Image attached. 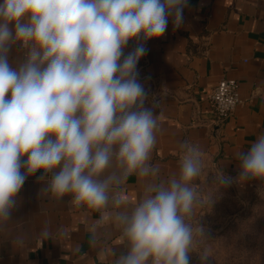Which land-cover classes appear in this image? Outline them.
Masks as SVG:
<instances>
[{"label":"clouds","instance_id":"obj_1","mask_svg":"<svg viewBox=\"0 0 264 264\" xmlns=\"http://www.w3.org/2000/svg\"><path fill=\"white\" fill-rule=\"evenodd\" d=\"M187 6L188 0L0 2V225L11 221L25 180L39 172L41 193L100 213L93 232L112 220L125 249L112 253L113 264H190L193 252L207 261L209 250L197 251L205 228L190 222L197 205L215 203L194 183L203 152L180 142L178 173L161 178L151 162L160 104L137 70L147 41L162 37L169 19L181 27ZM130 41L135 46L125 54ZM237 160L236 183L264 182V134ZM133 175L142 195L129 205ZM214 181L221 188L234 182L224 172ZM50 235L47 227L40 232L41 239Z\"/></svg>","mask_w":264,"mask_h":264},{"label":"crops","instance_id":"obj_2","mask_svg":"<svg viewBox=\"0 0 264 264\" xmlns=\"http://www.w3.org/2000/svg\"><path fill=\"white\" fill-rule=\"evenodd\" d=\"M183 17L181 27L174 29L169 19L165 34L147 41L149 64L141 69L139 60L137 70L148 95L159 97L154 113L160 130L151 162L159 165L161 178L177 174L179 143L191 141L203 152L205 166L194 181L202 191L220 172L235 182L237 154L264 134V0H188ZM134 46L130 41L125 54ZM18 58L14 50L10 59ZM223 78L239 82L243 102L220 126L208 97ZM40 174L25 180L11 221L0 225V264H113L112 253L125 249L112 220L93 232L100 213L70 208V197L41 193ZM125 195L129 205L142 195L134 175ZM197 210L198 205L194 214ZM45 227L51 235L41 239Z\"/></svg>","mask_w":264,"mask_h":264},{"label":"rangeland","instance_id":"obj_3","mask_svg":"<svg viewBox=\"0 0 264 264\" xmlns=\"http://www.w3.org/2000/svg\"><path fill=\"white\" fill-rule=\"evenodd\" d=\"M202 193L215 200L198 205L191 219L208 238L197 237V251L209 250L204 264H264V182L221 188L213 178ZM190 264H201L197 253L190 254Z\"/></svg>","mask_w":264,"mask_h":264},{"label":"built area","instance_id":"obj_4","mask_svg":"<svg viewBox=\"0 0 264 264\" xmlns=\"http://www.w3.org/2000/svg\"><path fill=\"white\" fill-rule=\"evenodd\" d=\"M140 62H142L139 65L141 69H145L149 64L145 55L140 59ZM151 97L159 98L153 95V91L149 94V98ZM208 99L214 109L218 125L224 126L228 119L234 116L237 107L243 102L240 96L239 82L236 79H221L210 92Z\"/></svg>","mask_w":264,"mask_h":264}]
</instances>
